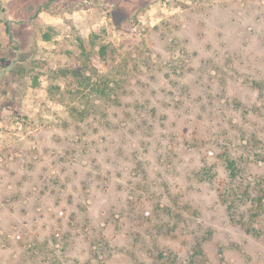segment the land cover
<instances>
[{
  "label": "rangeland",
  "instance_id": "1",
  "mask_svg": "<svg viewBox=\"0 0 264 264\" xmlns=\"http://www.w3.org/2000/svg\"><path fill=\"white\" fill-rule=\"evenodd\" d=\"M0 264H264V0H0Z\"/></svg>",
  "mask_w": 264,
  "mask_h": 264
},
{
  "label": "trees",
  "instance_id": "2",
  "mask_svg": "<svg viewBox=\"0 0 264 264\" xmlns=\"http://www.w3.org/2000/svg\"><path fill=\"white\" fill-rule=\"evenodd\" d=\"M226 169L228 171V175H230L231 178L236 177V175H237V167L235 166V161L228 160ZM243 195H245L244 192H243ZM197 246H198L197 247L198 248L197 252H198L199 250H201V248H200L201 245H197Z\"/></svg>",
  "mask_w": 264,
  "mask_h": 264
},
{
  "label": "water",
  "instance_id": "3",
  "mask_svg": "<svg viewBox=\"0 0 264 264\" xmlns=\"http://www.w3.org/2000/svg\"><path fill=\"white\" fill-rule=\"evenodd\" d=\"M112 7L115 8V4H112ZM10 25H11V24H10ZM11 39H12V41L15 42V40H14V38H13V35H11ZM17 62H19V59H17V61H16L15 63H12L8 68H6V69L4 70V72H5V71H9V70H11L12 67H13ZM4 72H3V73H4Z\"/></svg>",
  "mask_w": 264,
  "mask_h": 264
},
{
  "label": "flooded vegetation",
  "instance_id": "4",
  "mask_svg": "<svg viewBox=\"0 0 264 264\" xmlns=\"http://www.w3.org/2000/svg\"><path fill=\"white\" fill-rule=\"evenodd\" d=\"M16 62V61H15ZM4 72V71H3Z\"/></svg>",
  "mask_w": 264,
  "mask_h": 264
}]
</instances>
